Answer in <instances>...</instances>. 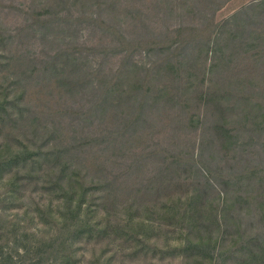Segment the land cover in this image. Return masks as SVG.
Instances as JSON below:
<instances>
[{"label": "trees", "instance_id": "obj_1", "mask_svg": "<svg viewBox=\"0 0 264 264\" xmlns=\"http://www.w3.org/2000/svg\"><path fill=\"white\" fill-rule=\"evenodd\" d=\"M60 1L65 6L64 11L70 15L74 14L73 9L82 12V17L65 16L57 19V22L67 25V31L79 29L80 23L85 20H89L92 25L109 28L110 47L105 44L100 46L99 53L108 48L112 55L122 56L116 71L105 73L91 64V50L84 52V49L72 46L68 50L65 48L56 52L55 56L49 54V58L59 59L60 55L63 56L61 66L52 62L49 67L67 93L78 94L81 102L86 95L92 100L100 96L91 104L92 116L98 111V119L102 121L105 108L110 109L108 121L115 125L110 130L113 147L122 149L132 140L133 131L142 129L146 133L159 121L170 117V133L166 139L168 147L160 141L157 147L149 144L148 150L136 154L134 160L125 165L130 168L134 162L144 160L158 163L147 181L133 180L135 189L129 190V200L121 201L124 221L116 227L133 241L130 248L148 247V235L155 222H164L176 227L178 240L173 251L181 255V264H231L227 259L241 255L237 251L247 245V249H252V254L243 252L242 255L247 257L245 262L254 258L260 249L264 251V234L260 238L258 234L241 232L240 226L246 217L243 211L247 207H243V204H252L259 217L257 220L264 222V175L256 173L257 170L253 168H248L247 172H233L234 165L228 163L227 170L221 166V161L228 154L232 158L234 154L241 153L255 136L264 150V73L261 75L260 72L256 76L245 70L242 74V70L234 67L231 55L228 56L224 48L218 46L217 36L220 27L228 20H233L238 27L237 45L247 55L244 59L253 55L258 60L262 55L258 47L263 43L264 36H257L246 28V24L249 15L254 16L258 11L264 13L262 3L245 6L242 12L247 18L241 17L239 23L240 13H235L214 28L199 21L189 27L191 31L185 37L181 36V28L178 27L174 38L164 30L156 32L154 37L142 38L143 33L137 26L139 9L136 3L125 5V20L130 22L131 27L124 28L120 23L115 25L111 18L119 0ZM210 2L212 5L216 3L215 0ZM71 4L77 5L80 10L71 8ZM130 4L132 7L127 8ZM167 5L165 7L171 11ZM48 6L46 4L45 10H48ZM56 13L59 14L58 11ZM40 14L47 16L50 13L45 11ZM44 26L49 28L51 25ZM151 33L152 30H149L147 35ZM227 45L239 53L232 43ZM253 48L256 50L250 52ZM140 49L146 53L155 52V60L148 64L138 59L136 53ZM96 69L101 73L100 77L95 75ZM253 78L258 80L257 84L249 86ZM23 95L22 90L11 94L10 91L0 90V115L7 108L16 109L19 114L17 118L24 120V109L28 111V108L21 103ZM199 124H203L207 131L201 132L200 137H193L189 132ZM56 131L57 128L48 129L47 133L49 137L56 138L58 147L54 143L52 146L42 143L32 148L28 139L19 140L15 145L7 140L0 141V183L13 181L18 176L19 167L34 171L42 163H47L52 167L50 172L55 175L50 190L55 192L56 200L51 199L50 203L37 207V222L49 223L48 227L51 226L50 221L56 227L61 224L58 232L64 234V231H71L72 238L83 233L98 232L102 227L89 221L92 191L106 188L108 198L103 207L107 208L106 204L109 203L114 208L117 204L114 195L119 190L116 187L122 189L127 180L121 176L126 174L130 177L131 174L125 173V170L115 172L110 168L92 177L91 184L86 185L84 181L88 173L79 162V153L82 146L91 148L90 143L75 135L61 143L62 139L57 141ZM93 131L100 132L98 128ZM93 152L102 153L103 149L98 147ZM63 154L81 165L70 168L67 162L59 160ZM205 160L211 161L212 165L205 164ZM56 167L60 169L58 173ZM5 173H8L7 178H4ZM257 174L261 180L256 185L263 187L253 193L254 183L250 185L249 179L257 177ZM190 176L194 178L192 184L189 182ZM217 183H222L223 189H219ZM14 191L15 188H8L4 198L15 199ZM26 214L33 215V210L23 208L22 212H10L7 205L0 206V235L4 227L13 234L12 250L0 245V264H25L26 259L29 260L26 264H57V251L68 247L67 243L71 241L66 236L46 230L48 227L42 225L47 224L38 226L41 232L39 236L36 230L27 233L28 230L23 229L22 225ZM19 248L23 252L15 259L12 251L18 252ZM53 250L56 252L51 262L41 263L45 261L43 252ZM23 256L28 258L24 260ZM68 259L63 257L64 262Z\"/></svg>", "mask_w": 264, "mask_h": 264}, {"label": "rangeland", "instance_id": "obj_2", "mask_svg": "<svg viewBox=\"0 0 264 264\" xmlns=\"http://www.w3.org/2000/svg\"><path fill=\"white\" fill-rule=\"evenodd\" d=\"M215 2V5H212L210 0H119V4L115 6L111 13V18L115 25L120 23L124 28L131 27L130 22L125 20V5L136 3L137 8L140 10H138L136 18L138 20L137 26L139 27L138 30L143 33L142 38L154 37L156 32L161 30L169 32L174 38L175 29L178 27L181 28V36L185 37L191 31L189 27L196 25L199 21L207 23L210 28H214L219 24H223L235 13H240L237 22L239 23L241 17H246L242 12L245 6L262 3V8H264L262 0H215ZM167 3L171 11L165 7ZM46 4H49L48 10L44 8ZM74 7L80 10L77 5L71 4V8ZM131 7V4L127 6V8ZM64 8L65 6L60 0H0V90L1 92L3 90L5 92L10 91V94L22 90L24 95L21 103L28 108V111L24 109L25 117L22 121L17 118L19 114L16 109L7 108L5 113L0 115V141L7 140L15 145L19 143V140L28 139L32 148H36L35 146L42 143L44 146H52L54 143V146L58 147L59 144H55L56 138L49 137L47 133L48 129L57 128V141L62 139L61 143L69 141L72 135L87 139V142L90 143L91 148L82 146L79 153L81 156L79 162L83 164L88 173L84 181L86 185L91 184L92 177L110 168L115 172L125 170V173L129 172L131 175L130 177H127L126 174L121 176L122 178L126 177V184L122 189L116 187V189H119L115 192L117 195L114 193V201L117 204L113 208L107 203V208H105L107 211L103 207L108 198L107 189L100 187V189L92 191L93 193L89 199L92 205L89 212V221L96 223L102 229L90 234H79L75 236L76 238H72L71 231H64V234L58 232L61 224L56 227L50 221L51 226L48 227L49 223L37 222V207H43V205L50 203L51 199L56 200L55 192L50 190L55 175L50 172L52 167L47 163H42L34 171L24 166L19 167L18 176L13 181L0 183V206L7 205L10 212H22L23 208L33 210V215L26 214L23 218L24 223H21L24 225L23 229L28 230L27 233L36 230V235L39 236L41 232H39L38 226L47 224L42 225L44 228L48 227L46 230L53 234L66 236L67 240L71 241L70 244L67 243L68 247L57 251V264H181V255L173 251V247L178 240L176 237L178 233L174 225L155 222L152 231L148 235V247L145 245L144 247H132V249L130 246L133 245V241L126 238L116 227L118 223L124 221L121 211L123 203L121 201L126 202L129 200V190L131 188L135 189L133 188L135 187L134 181L136 179L141 182L144 179L147 181L148 176L152 177L158 163L144 160L140 163L139 161L134 162L133 167L130 168H126L125 165L132 162L136 154L148 150L147 145L149 144L155 147L160 141L163 146L168 147V140L166 139H168L170 133V117L159 121L155 127L146 131V133L150 132L151 134H146L142 129H137L132 132V140L125 147L122 149L116 146L113 147L111 143L113 134L111 135L110 130L115 128V125L108 121V116L111 115L110 109L105 108L106 112L102 121L98 119L99 113L97 110V113L92 116L91 104L98 100L100 96L92 100V97L86 95L84 101L81 102L78 94L67 93L63 85L58 83L60 80L57 81L54 71L49 67L52 62L56 63L57 66H61L63 56L60 55L59 59L49 58V54L55 56L56 52L59 53L62 49L68 50L72 46L84 49V52L91 50L89 52L92 56L90 57L91 64L97 69L101 68L105 73L116 71L122 62V56L119 54L112 55L108 48L99 53L100 46L105 44L110 47L109 28H101L92 25L89 20H85L86 22L82 21L80 23L81 27L75 29L76 31L71 29L67 31V25L64 22H57V19L65 16L82 17V12H76L73 9L74 14L70 15L67 11H64ZM45 11L50 14L42 16L40 12L45 13ZM57 11L59 14L56 13ZM250 12H252V9ZM248 18L246 28L263 38L264 13L261 14L258 11L254 16L249 15ZM75 21L74 23H76ZM44 24H50V29ZM220 29L217 34L218 46H222L228 56L231 55L232 63L235 62L234 67L242 70V74L247 70V72L255 73L256 76L260 72L262 75L264 73V56H262L264 55V39L258 47V50L262 51L260 58L257 60V57L252 55L244 59L247 55L243 53V48L237 45L239 38L236 23L233 20H228ZM149 30H152V33L147 35ZM241 38H244V36ZM226 43L229 45L232 43L233 47H236L241 54L234 52L231 46H225ZM255 50L256 48L250 49V52ZM154 54L155 52L146 53L143 49H140L139 53H136V57L141 61H147L149 64L153 59L155 60ZM97 69L95 75L100 77L101 73ZM257 81L256 78H253L249 86H252L253 83L257 84ZM256 88L258 89L259 86ZM199 114L201 115L200 112ZM95 128H98L100 132L93 131ZM205 131H207L206 127L199 124L197 128L189 133L193 137H200L201 132ZM251 142L241 153L234 154L232 158L228 154L221 161L224 170L228 169L229 163L231 166H235L233 172H247L248 168H253V170H257L256 173L264 175V171H261L264 168V150L258 142L257 136L253 137ZM98 147H101L103 152L94 154L93 150ZM151 159H154V157ZM59 160L67 162L70 168L81 165L76 160H70L65 154ZM204 162L209 166L212 165L211 161L205 160ZM138 163L139 165H137ZM59 171V167H56V172ZM258 174L257 177L252 176L249 179L250 185L254 183L253 193L258 191V188L263 187V185H256L261 180ZM7 176L8 173H5L4 178H7ZM189 182L194 183L192 176H190ZM10 187L15 188V199L4 198L6 190ZM217 187L223 189L222 183H217ZM242 206L247 207L249 212L244 208L243 212H245L246 217L241 222V232L258 234V237L262 238L264 222L257 220L259 217L256 215L257 212L252 204L250 206L243 204ZM20 230L19 228V233ZM23 240L25 241L27 238H23ZM12 242V232L7 231L6 227L2 228L0 245L12 250ZM247 247L248 245L246 248L242 246L237 251L238 254H243L244 251L252 254L251 248L247 249ZM21 249L19 248V253L12 251L15 259L21 256L20 254L23 252ZM54 252L56 250L49 253L43 252L42 257L45 261L42 260L41 263L51 262L54 258ZM242 254L233 255L227 260L231 264H264L263 249L257 251L256 256L251 257L249 262H245L247 257ZM63 257L69 259L64 262ZM22 258L25 260L28 257L23 256ZM28 261L26 259L25 264ZM62 261L63 263H61Z\"/></svg>", "mask_w": 264, "mask_h": 264}]
</instances>
